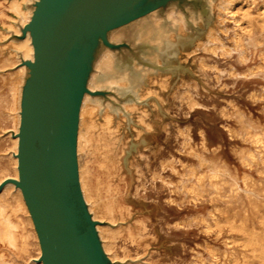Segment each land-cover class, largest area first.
<instances>
[{
	"label": "bare ground",
	"instance_id": "obj_1",
	"mask_svg": "<svg viewBox=\"0 0 264 264\" xmlns=\"http://www.w3.org/2000/svg\"><path fill=\"white\" fill-rule=\"evenodd\" d=\"M32 2L33 0H0V24L4 28L0 29V40L6 38L9 33L14 35L20 33V27L29 20ZM207 2L214 9V23L208 26L204 39H197L195 46L185 53L188 56L200 53L198 58L200 68L210 71L209 68L212 67L218 72L213 75L217 79L222 69L216 65H210L207 58L237 54L238 59L246 64L250 54L255 53L258 56L257 63L247 66L242 71L227 70L228 75L235 78L249 79L258 76L264 78V47L254 38L252 31L253 25L259 17L264 19V0H207ZM199 14L190 12V17L194 19ZM184 19V14L174 8H170L164 18L154 10L147 17L135 21L130 29L113 30L109 37L114 41L127 38L134 46L144 45L145 38L155 33L162 21H180L182 27ZM227 22L231 25H227ZM9 43L11 45L0 44V80L8 85L11 95L10 108L7 112L10 126L0 127V142L9 140L10 145L0 152V156L10 160L13 172L11 175L0 177V183L7 178L17 179L18 177L15 155L17 137L14 134H16L19 124L20 90L23 77L26 74V68L21 64V59L31 60L33 53L28 34L16 41L10 40ZM117 61L118 58L114 52L107 48L103 49L94 65L88 88L95 90L96 75L104 67L110 68ZM160 85L163 88L166 87L164 82H160ZM197 96L196 87H185L177 97L180 102H185L192 109L201 105ZM249 97L252 101H264V84L260 85L258 91H250ZM91 99H98V97L85 93L79 110L76 137L78 178L88 210L92 217L99 221L96 228L102 247L112 264H122L121 260L126 256L117 255L113 245L115 238L122 232L130 233L131 227H135L137 224L143 229V218H152L154 210H148L134 218L133 223H128L123 227L113 228L111 223L117 217L132 216L134 208L128 201L129 194L133 185L135 193H140L148 171L153 180L160 181L169 188L171 194L167 200L170 204H177L179 207L190 205L193 208L202 206L205 201L212 204V208L206 212H197L185 219L173 222L172 225L175 228L186 229L194 225L203 233L208 234L215 230L216 234H219L220 221L217 216V212H219L225 216L226 222L232 229L240 230L241 238L249 243L250 251L253 254L251 261L243 258L240 262L235 260L234 263H231L233 260L230 259L232 252L228 251L229 240L222 241L224 248L221 250L217 245L205 240L201 244L197 243L198 250L194 251L192 259L185 264H223L227 258L231 261L229 264H264V233L256 228L249 229L250 219L252 220L251 224L254 222L253 217L262 220L259 207L262 202L261 197L264 195L263 125L257 123L241 108L229 101L234 125L226 123L223 124V127L231 138L240 139L242 142V145L236 148L239 163L246 169L241 174L232 170L214 151L213 155H206L208 146L202 130L199 131L200 149H195L191 144L192 138L188 127L177 128L175 134L182 135L181 147L194 157L192 162L164 157L157 162V169H152V163L146 160L144 167L134 165L133 171L124 158L126 144L123 137L118 135L117 129L111 125L110 115H106L103 122H98L93 118L97 107L90 103ZM221 113L225 117L230 115L225 106L221 108ZM145 115L146 113L141 110L140 122L149 132L153 129V122L146 119ZM139 133L140 130L137 131V134ZM95 151L96 159L89 162V158ZM178 162L179 164H177ZM177 165L181 167L178 168ZM167 170L177 177L176 181L163 175ZM252 170L262 177L255 178L251 173ZM7 194L11 195L12 200L5 197ZM244 201L250 205L249 210L245 208ZM19 210L25 213L31 225L30 234L35 238L37 244L35 254L28 257L27 260H22V264H42L41 261H38L40 246L31 216L20 189L11 183L4 184L0 189V264H20L17 256L28 255V235L25 234L24 222L18 215ZM235 215L239 216L237 224L239 227L233 225ZM263 221H261V225H264ZM156 239L146 238L145 240L140 239V241L146 244L147 240ZM154 251L152 250L149 255ZM11 252L15 255H11ZM149 255L147 260H149ZM219 256L224 257L223 261Z\"/></svg>",
	"mask_w": 264,
	"mask_h": 264
},
{
	"label": "rangeland",
	"instance_id": "obj_2",
	"mask_svg": "<svg viewBox=\"0 0 264 264\" xmlns=\"http://www.w3.org/2000/svg\"><path fill=\"white\" fill-rule=\"evenodd\" d=\"M201 9V13L194 19L190 15L187 16L182 27L180 21H162L155 33L145 38L144 45L138 44L132 50L118 53V61L110 68L104 67L96 75L94 85L96 89L105 91V96L90 100V103L97 107L93 118L103 122L104 117L110 115L111 125L117 129V134L121 135L125 141L124 158L133 171L134 165L144 167L146 160L152 163V169H157V162L164 157L192 162L194 157L181 147L182 135L175 134L179 127L189 128L191 144L198 150L200 149L199 131L202 130L208 146L207 156L213 155L214 151L237 173L241 174L246 170L239 163L236 154V148L242 145V142L240 139L231 138L223 124L234 125L232 107L229 103L231 101L264 126V101H252L249 97L250 91H258L260 85L264 84V78L261 76L249 79L235 78L229 76L227 70L242 71L247 66L257 63L258 56L251 53L246 64L238 59L237 54L207 58L210 65H216L222 69L218 79L216 76L213 77L218 72L212 67L209 68L210 71L202 70L198 64L200 53L191 56L185 53L195 46L197 39H204L208 26L214 23L215 12L208 2ZM227 25L231 24L227 22ZM0 29H4L1 24ZM252 31L254 38L264 47L262 17L255 22ZM10 40L18 39L9 33L6 38L0 40V44L11 45ZM160 82H164L166 87L163 88ZM185 87H196L198 92L196 98L201 105L190 109L185 102H180L177 96ZM10 102V89L0 80V127L10 126L7 115ZM132 106L135 107L132 108ZM224 106L230 114L228 117L221 113V108ZM141 110L146 113L145 118L153 122V129L149 132L140 122ZM138 130H140L139 134H137ZM9 145V140L0 142V152ZM95 154L96 151L89 158V162L96 159ZM177 167L181 166L177 165ZM0 170V177L12 174L9 159L0 156ZM251 173L255 178L262 177L255 170ZM163 175L173 181L177 180V177L169 170ZM134 190L133 185L128 199L134 208L132 216L117 217L111 222L112 227L118 228L133 223L134 218L142 212L148 210H154V212L152 218H143V229L137 224L131 227L130 233L122 232L115 238L113 245L117 255H126L121 260L122 264H185L192 259L194 251L198 250L197 243L201 244L207 240L221 250L224 248L222 242L224 239L230 242L228 251L232 252L230 259L233 261L227 258L223 264H229V261L234 263L235 260L240 262L243 258L253 260L250 245L241 238L240 230L232 229L226 222L225 216L219 212H217L220 221L219 234H216L215 230L208 234L203 233L194 225L186 229H177L172 225L173 222L197 212H206L212 208L211 203L205 201L202 206L196 208L190 205L179 207L177 204H170L167 200L171 194L169 188L160 181L153 180L149 171L146 172L140 193H135ZM5 197L12 200L10 194ZM261 199L259 208L262 220L253 217L254 222L251 224L250 219L249 229L256 228L264 233V225H261V221L264 220V195ZM244 205L245 208L250 209L246 201ZM249 214H251L250 211ZM18 215L24 222V231L28 235L29 244L28 255L17 256L22 264V260H27L35 254L37 244L30 234L31 225L25 213L19 210ZM233 219V225L238 226L239 216L235 215ZM146 238L157 239L147 240L146 244L140 241ZM152 250L155 251L149 255ZM11 255L15 254L11 252ZM148 255L149 260H147ZM204 256H206L205 253ZM219 258L223 261L224 257L219 256Z\"/></svg>",
	"mask_w": 264,
	"mask_h": 264
},
{
	"label": "water",
	"instance_id": "obj_3",
	"mask_svg": "<svg viewBox=\"0 0 264 264\" xmlns=\"http://www.w3.org/2000/svg\"><path fill=\"white\" fill-rule=\"evenodd\" d=\"M207 0H33L29 20L15 39L26 34L32 59H21L17 137V179L31 216L42 264H112L88 210L78 178L76 137L79 110L88 82L103 51L136 47L127 38L110 39L113 30L130 27L156 10L163 18L170 8L201 13Z\"/></svg>",
	"mask_w": 264,
	"mask_h": 264
}]
</instances>
